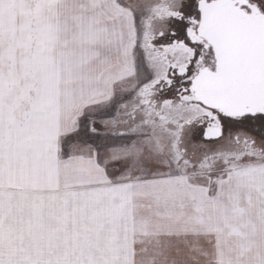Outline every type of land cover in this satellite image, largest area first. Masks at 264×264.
I'll use <instances>...</instances> for the list:
<instances>
[{
  "label": "snow or ice",
  "instance_id": "obj_1",
  "mask_svg": "<svg viewBox=\"0 0 264 264\" xmlns=\"http://www.w3.org/2000/svg\"><path fill=\"white\" fill-rule=\"evenodd\" d=\"M0 264H264V0H0Z\"/></svg>",
  "mask_w": 264,
  "mask_h": 264
}]
</instances>
